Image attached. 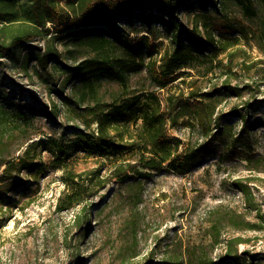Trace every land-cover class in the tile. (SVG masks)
Wrapping results in <instances>:
<instances>
[{
	"label": "rangeland",
	"instance_id": "rangeland-1",
	"mask_svg": "<svg viewBox=\"0 0 264 264\" xmlns=\"http://www.w3.org/2000/svg\"><path fill=\"white\" fill-rule=\"evenodd\" d=\"M247 3L254 15L243 14L240 0L183 5L178 26L197 25L216 46L195 49L192 65L162 88L148 68L172 48L173 28L117 22L128 38L145 35L147 47L141 48L142 65L126 73L125 85L104 72L91 76L101 104L149 91L162 106L168 95L197 97L213 104L216 120L205 135L187 116L168 126L183 147L201 146L182 172L163 166L148 177L119 181L106 176L108 167L98 156L73 152L67 168L98 173L101 184L68 208L59 207L63 168L41 144L29 153L33 166L5 172V162L21 156L32 140L66 141L75 130L95 128L94 122L84 125L92 117L85 106L94 102L78 101L81 76L71 68L96 51L83 34L50 32L0 57V103L32 116L26 133L0 135V264H264V0ZM115 40L109 50L113 70L120 69L115 58L127 56L124 36ZM48 47L59 56L42 69L35 58ZM139 124L129 123L125 137Z\"/></svg>",
	"mask_w": 264,
	"mask_h": 264
},
{
	"label": "trees",
	"instance_id": "trees-1",
	"mask_svg": "<svg viewBox=\"0 0 264 264\" xmlns=\"http://www.w3.org/2000/svg\"><path fill=\"white\" fill-rule=\"evenodd\" d=\"M218 2L219 0H0V57L37 37H45L50 32L68 38L83 34V42L96 51L95 56L71 68L81 76L80 83L75 86L78 101L94 102L92 106H85L92 117L84 125L88 127L90 122H94L95 128L75 130L66 141L54 136L40 141L32 140L17 159L5 160L4 171L14 170L15 165H20V169L33 166L34 155L30 156L29 153L34 146L41 144L54 155L53 159L60 163L58 166L63 168L61 177L64 189L59 196L61 209L81 203L87 191L101 184L99 179H95L98 173L93 175L92 172H74L67 168L65 161L73 152L82 151L98 156L103 165L108 167L106 176L119 181L132 175L148 177L153 170L163 166L182 172L187 162L196 159L201 146L195 149L183 147L179 138L169 135L168 126L173 125L177 118L187 116V121L205 135L216 120V116L213 117V104L197 97L190 100L168 95L162 106L161 100L151 91L101 104L96 98L97 85L91 76L97 71L104 72L125 85L126 73L138 69L144 61L141 48L147 47L146 42H142L146 36L128 38L124 32L118 31L117 22L121 19L139 21L151 28L155 23L161 22L165 27L173 28V46L164 50L158 64L151 61L148 70L159 88L164 87L178 77L180 68L192 65L197 57L195 49L202 53L205 47L216 46L214 37L208 35L203 38L197 25L195 28L181 29L177 24V11L185 4H199L207 8ZM247 2L240 0L243 14L254 15L255 9ZM121 35L124 36L127 56L124 59L115 58L120 69L113 70L109 50ZM58 56L56 48L48 47L35 59L43 69L48 61L55 60ZM2 103L0 135L9 130H16L19 135L26 133V126L32 116L14 104ZM138 120L139 126L125 137L129 123H136ZM227 250L228 255L233 257L230 248Z\"/></svg>",
	"mask_w": 264,
	"mask_h": 264
}]
</instances>
